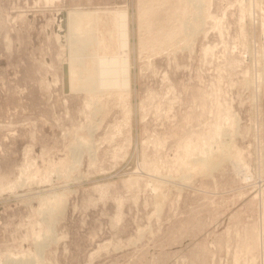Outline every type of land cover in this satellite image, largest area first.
Listing matches in <instances>:
<instances>
[{"label": "rangeland", "instance_id": "374dc122", "mask_svg": "<svg viewBox=\"0 0 264 264\" xmlns=\"http://www.w3.org/2000/svg\"><path fill=\"white\" fill-rule=\"evenodd\" d=\"M201 2L0 0V263L37 240L33 264H264V0ZM75 8L96 17L70 90Z\"/></svg>", "mask_w": 264, "mask_h": 264}, {"label": "bare ground", "instance_id": "6f19581e", "mask_svg": "<svg viewBox=\"0 0 264 264\" xmlns=\"http://www.w3.org/2000/svg\"><path fill=\"white\" fill-rule=\"evenodd\" d=\"M197 1H199L200 3H202L201 1L202 0H197ZM208 2V1H207ZM251 2V1H250ZM203 5V4H202ZM228 6V5H227ZM234 6V5H233ZM245 6V5H244ZM245 8V7H244ZM200 9V8H199ZM198 9V10H199ZM201 9H202V7H201ZM241 9V8H240ZM200 11V10H199ZM208 11V10H207ZM245 11V10H244ZM192 12V11H191ZM195 12V11H194ZM263 12V11H262ZM98 13V12H97ZM96 13V14H97ZM103 13V12H102ZM112 14H113V16H115V15H117V14H119L120 12H118V11H115V12H111ZM199 13V12H198ZM92 14L94 15V13H93V11H90V10H83V9H81V8H75V9H70L69 11H67V13H66V18H65V20H66V39H67V49H68V58H67V60H68V75H69V77H68V79H69V84H70V90L72 89V87L74 86L73 85V83L74 84H76L75 83V80L76 79H78V78H76V79H73V76L75 75V76H78L80 73L82 74V72H80L81 71V69L79 68V70L77 69V67H76V65L77 64H79V58H81L80 57V55H81V49L83 48V47H85L84 45L85 44H89V41H92L93 40V35H94V33H91L92 31V29L91 28H93L92 27V22H94L93 20H95L94 19V17H96V16H94L93 18H92ZM204 14V13H203ZM243 16V15H242ZM101 18V17H100ZM65 20H63V23H62V25L63 24H65L64 23V21ZM84 20V21H83ZM87 21H88V23L89 24H87ZM98 21L100 22V20H99V18H98ZM97 22V21H96ZM104 22H106V21H104ZM188 22V21H187ZM190 23V22H189ZM61 25V26H62ZM184 25V24H183ZM82 27H87V28H85L83 31H82ZM188 26H186V28H187ZM194 27V26H193ZM197 27V26H196ZM191 29H192V27H191ZM244 29V28H243ZM185 31H188V30H185ZM189 31H191V30H189ZM194 31H195V29H194ZM85 32H87L86 33V35L88 34V33H90V36H86L87 38H84L85 36H83V33H85ZM109 32H111L112 33V31H110L109 30ZM195 32H198V30L197 31H195ZM193 33V32H192ZM187 34H188V32H187ZM190 36V35H189ZM188 36V37H189ZM96 38H97V36H95ZM116 38V37H115ZM112 39V38H111ZM103 40V39H102ZM114 40V39H113ZM96 41V40H95ZM94 41V42H95ZM112 41V40H111ZM93 42V41H92ZM92 42H90V44L92 43ZM89 44V45H90ZM95 44H97V43H95ZM103 44V43H102ZM102 44H100L101 46H102ZM118 44V43H117ZM116 44V45H117ZM97 46V45H96ZM95 46V47H96ZM108 46V45H107ZM88 47V46H87ZM104 47H105V43H104ZM97 48V47H96ZM118 48V47H117ZM105 49H107V48H105ZM114 49H115V47H114ZM84 51V50H83ZM98 51V50H97ZM80 52V53H79ZM85 52V51H84ZM115 51H113V53H114ZM117 52V51H116ZM91 53H93V52H91ZM90 53V54H91ZM105 53V52H104ZM80 54V55H79ZM94 54V53H93ZM117 54V53H116ZM127 54H125L123 57H124V59H123V61L124 62H127L128 60H127V56H126ZM83 57V56H82ZM109 57L111 58V59H109ZM114 57V54H112V55H107V54H102L101 56H97V54H96V56L94 57H92L93 58V69L92 70H94V67H95V70H94V73H95V75H94V73H92L97 79H93L94 81H96V80H98V81H102V79H104V77H105V75H107V73H111V71H112V67L110 66V64L112 63H114L115 64V59L113 60L112 58ZM125 58H126V61H125ZM82 59V58H81ZM81 61V60H80ZM78 62V63H77ZM82 62H83V59H82ZM254 63V62H253ZM83 64V63H82ZM82 64H81V67H82ZM104 64H106V65H104ZM80 65V64H79ZM78 66V65H77ZM80 67V66H79ZM119 69H120V67H118ZM87 69V68H86ZM89 69V68H88ZM113 69H116V68H113ZM85 70V69H84ZM83 70V71H84ZM92 70H90V73L92 72ZM89 71V70H88ZM87 74V73H86ZM88 75V74H87ZM93 75H91V76H93ZM98 75V76H97ZM86 76V75H85ZM90 76V75H89ZM90 76V77H91ZM89 77V78H90ZM87 79H88V77H86ZM92 79V78H91ZM80 80V79H79ZM78 81V80H77ZM83 81V80H82ZM82 81L80 82V83H82ZM87 81V80H86ZM85 84V83H84ZM87 84V83H86ZM92 84H94V82H92ZM96 84V83H95ZM94 84V85H95ZM97 84L99 85V82H97ZM96 84V85H97ZM94 87H96V86H94ZM74 88H77L78 90L80 89V90H85V91H87V90H92L93 89V87H92V85L91 86H85V85H83V84H77L76 85V87H74ZM72 93V92H71ZM99 107V106H98ZM97 109V108H96ZM232 114V113H231ZM234 114V113H233ZM236 116V115H235ZM234 116V119H235V124H237V122L239 121L238 119H237V117H235ZM95 118V117H94ZM92 120V119H91ZM94 124H96L95 122H94ZM91 134V133H90ZM225 134V133H224ZM223 133H222V136H221V138H220V140H219V142H217V140H214V141H212L211 143H210V145H208V146H206L205 148H203V152L205 153V156H200V157H195V158H191V160H190V162H192V164H193V162H195V161H197V160H200L201 162H202V164L204 163V164H207L209 167H215V165H217V163H218V161H220V159H222L223 160V158H225L226 156H228L227 154H225L226 153V151H227V148L229 147V144H230V142L229 141H227V140H225L224 139V136H225V138L226 137H228L227 136V134H225L224 135ZM90 137V136H89ZM77 140V139H76ZM80 140V139H79ZM78 140V141H79ZM82 141V140H81ZM75 143V142H74ZM77 143V142H76ZM158 143V142H157ZM83 144V143H82ZM81 144V145H82ZM75 145V144H74ZM89 145V144H88ZM156 145V144H155ZM161 145V144H160ZM85 146V145H84ZM90 148V147H89ZM160 149H161V146L159 147ZM29 149V148H28ZM27 149V150H28ZM73 150V149H72ZM81 150H82V148H81ZM93 150V149H92ZM91 150V151H92ZM221 151H223V153L221 152ZM76 153V152H75ZM89 153V152H88ZM91 154H92V152H91ZM69 155V154H68ZM79 156V155H78ZM82 156V155H81ZM93 156V155H92ZM96 156V155H95ZM27 158V157H26ZM217 158H219V160L218 161H216V159ZM28 159V158H27ZM42 159V158H41ZM73 159V158H72ZM82 159V158H81ZM95 159V158H94ZM65 160V159H64ZM76 160H79V157L78 158H76ZM44 161V160H43ZM199 161V162H200ZM31 162H32V159H31ZM34 162H35V160H34ZM189 162V164H191ZM28 163V162H27ZM70 164H71V162H69ZM66 164V165H70V164ZM220 163V162H219ZM26 164V163H25ZM36 164V163H35ZM78 164V163H77ZM77 164H76V166H77ZM92 164V163H91ZM75 165V164H74ZM73 165V166H74ZM93 165V164H92ZM37 166V165H36ZM56 166V165H55ZM190 166V165H189ZM206 167V166H205ZM204 167V168H205ZM37 168V167H36ZM58 168H60L59 167V165H58ZM187 169V168H186ZM53 170V169H52ZM62 170H65V171H67L66 170V167H65V169H62ZM40 171H41V169H40ZM57 171V170H56ZM61 171V170H60ZM59 171V169H58V172H60ZM65 171H64V173H65ZM23 172V171H22ZM53 172V175H54V172H55V169H54V171H52ZM70 172V171H69ZM21 173V172H20ZM24 173V172H23ZM27 173V172H26ZM64 173H63V175H64ZM52 174V173H51ZM57 174V173H56ZM63 175H60V176H63ZM68 174H66V178H68L69 176H67ZM81 176H82V174H80ZM29 176V175H28ZM38 176V175H37ZM55 176H57V175H55ZM30 177V176H29ZM36 177V176H35ZM58 177V176H57ZM56 177V178H57ZM64 177V176H63ZM25 178V177H24ZM28 178V177H27ZM27 178H25V180L27 179ZM38 178V177H37ZM50 178V177H49ZM52 178V177H51ZM50 178V179H51ZM21 179V178H20ZM28 179H30V178H28ZM46 179V178H45ZM62 179V178H61ZM188 179V178H187ZM68 180V179H67ZM16 181V180H15ZM40 181H41V179H40ZM43 181V180H42ZM46 180H44V183L43 184H46V182H45ZM49 181V180H48ZM52 181H54L53 179H52ZM33 182H34V180H33ZM183 183V182H182ZM26 184V183H25ZM29 184V183H28ZM48 184V183H47ZM13 185V184H12ZM29 186V185H28ZM34 186V185H33ZM7 187V186H6ZM10 188H11V186H10ZM18 188V187H17ZM28 188V187H27ZM32 188H35V187H32ZM29 189V188H28ZM0 190H2L1 188H0ZM5 190H6V188H5ZM12 190V189H11ZM15 190V189H14ZM14 190H12V191H14ZM4 191V190H3ZM6 191H9V190H6ZM16 192V191H15ZM5 193V192H4ZM11 193V192H10ZM60 194V193H59ZM67 194V193H66ZM66 194H65V196H66ZM53 195V194H52ZM158 196V195H157ZM44 198H48L47 196L45 197V196H43ZM50 197H51V195H50ZM55 197H56V195H55ZM64 198L63 196H59L58 197V195H57V197L56 198ZM40 200V199H39ZM43 200V199H42ZM45 200V199H44ZM48 200V199H47ZM47 200L46 201H44L43 203H47ZM51 200V199H50ZM49 200V201H50ZM52 201V200H51ZM64 201H65V199H64ZM61 202H62V200H61ZM42 203V202H41ZM53 204H55L54 202H52ZM57 203V202H56ZM66 203V202H65ZM27 204V203H26ZM48 204V203H47ZM46 204V205H47ZM51 205V204H50ZM44 206V205H43ZM52 207L54 206V205H51ZM50 206V207H51ZM59 206V205H58ZM57 206V207H58ZM64 206V205H63ZM62 207V206H61ZM49 207H47V209H48ZM46 210V209H45ZM58 210V209H57ZM53 211V210H52ZM39 212V211H38ZM50 212V211H49ZM39 213H41V212H39ZM55 213V212H54ZM42 215V214H41ZM53 217V216H52ZM52 219V218H51ZM49 221V220H48ZM47 221V222H48ZM45 224V223H44ZM40 226V225H39ZM53 226V225H52ZM51 227V226H50ZM42 229V228H41ZM54 232V231H53ZM52 232V233H53ZM42 234H43V232H42ZM47 235V234H46ZM41 236V235H40ZM34 238H35V236H34ZM39 238V237H38ZM40 240V239H39ZM35 242V247H36V254H35V256L37 255V258H40V257H42L43 258V256H42V247H41V242L40 241H34ZM4 252H6V251H4ZM11 253V252H10ZM34 253H35V251H34ZM5 254H7V255H5V260H9L11 263H13V264H33V261L36 259L35 258V256L34 255H23V256H21V254H22V252H21V254L19 255V256H14L13 255V257L12 256H10V255H8L9 254V251H8V253L6 252ZM12 254V253H11ZM23 254H25V253H23ZM41 259V258H40ZM37 262V261H36ZM0 264H2V263H0ZM36 264V263H35ZM38 264V263H37Z\"/></svg>", "mask_w": 264, "mask_h": 264}]
</instances>
